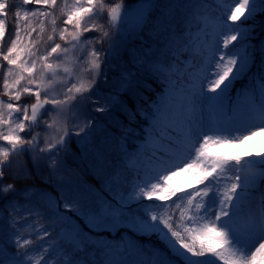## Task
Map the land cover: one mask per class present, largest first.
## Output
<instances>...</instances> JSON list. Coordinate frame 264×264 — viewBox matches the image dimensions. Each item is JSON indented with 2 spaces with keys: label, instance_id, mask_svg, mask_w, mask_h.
I'll list each match as a JSON object with an SVG mask.
<instances>
[{
  "label": "snow or ice",
  "instance_id": "6c2138e0",
  "mask_svg": "<svg viewBox=\"0 0 264 264\" xmlns=\"http://www.w3.org/2000/svg\"><path fill=\"white\" fill-rule=\"evenodd\" d=\"M225 3L229 13L226 20H222L214 32H209L207 17L196 10L199 5L182 0L167 3L145 0L134 10L132 3L126 5L123 0L112 4L105 0H75L71 6L65 0L61 8V14L66 17L64 27L57 30L53 15L57 0H20L19 4L0 0V56L7 62V66L0 65L5 68L0 95L9 97L7 102L0 100V141L5 142L0 146V264H55L52 257L58 248L68 246L66 240L72 242L75 254L65 253L62 264H264V189H256L257 178L264 180V169L255 170L257 163L264 165V158L242 163L240 156H216L207 151L210 145L242 144L248 136L256 135L251 130L243 134L246 129L237 126L241 116L258 120L257 131H264V91L258 99L253 97L246 104L240 100L243 88L236 90L235 102L230 92L246 75L249 61L255 63L256 45L251 43L255 39V24L248 22L258 15L264 16V0H225ZM29 4L45 5L53 11L28 8ZM9 9L14 10V32L11 33H7L6 23ZM50 16L51 34L43 41L45 19ZM97 19H106L109 27L119 24L123 28L133 22L139 27L138 35L147 30V38L157 50L151 51L149 44L148 51L129 52L127 48L121 51L116 41L104 48L109 32L102 31L103 25H97ZM33 20L39 22L38 38L35 42H25L22 33L31 37L37 31ZM237 21L240 24H236ZM194 22L196 30L203 33L196 45L191 41ZM93 29L102 34L82 39L83 33ZM57 38L64 41V46L55 42ZM42 42L46 44L43 52L37 47ZM233 42L242 47L237 49ZM190 46L192 51L188 52V57L192 63L181 59ZM77 49L80 55L72 59L70 54ZM85 49L87 56L83 55ZM177 50H181L179 55ZM160 54L165 57L164 61L158 59ZM260 55L264 63V41H261ZM69 63L71 68L67 66ZM174 65L181 66L184 74L178 75L179 68L173 71ZM108 68L112 69L113 89L130 91L143 72L157 79L163 77L168 81L166 88L174 87L173 80L182 84V99L179 104H172L162 93L154 110H145L148 114L144 118L150 119L149 127L153 129V133L142 138L147 164L138 167L140 146L135 145L137 158L129 169L141 181L133 187V191L138 188L139 192L129 195L127 200L123 194H112L110 187L104 196L96 198L83 191L75 192L71 198L65 194L64 206L76 205L74 212L80 227L75 231L65 229L60 241L53 246L48 243L52 236L50 228L55 229L61 200L40 189H21L19 191H32L21 204L14 199L18 191L16 184L3 183L5 172L13 167L10 157L27 154L34 167L38 162L48 167L47 183L51 186V180L66 167L61 157L67 155L72 136L79 137L83 132L87 137L91 120L86 119L82 127L77 124L73 130L65 128L58 138H49V129L60 120L75 122L87 117L91 97L100 82L108 83ZM22 81H26V86H21ZM261 88L264 89V79ZM25 94L31 97V103L12 102L21 101ZM226 99L229 100L227 105ZM205 106L212 112L219 110L223 122L205 127L202 122ZM96 111L103 112L105 108L97 106ZM128 114L129 122H134L136 113L128 110ZM174 124L180 125L182 130L176 132ZM36 129L46 134L43 141ZM149 135H155L159 143L150 145ZM98 155L104 157V149L99 146ZM16 165L14 178L27 179L20 161H16ZM194 168L201 175L191 191L170 187L169 181L174 176ZM112 175L118 179L115 173ZM153 197L161 202L171 200V203L146 207L141 212L143 201H153ZM173 197L175 199H171ZM43 221L53 223L45 226ZM118 226L122 230L126 226L130 234L139 232L160 251H150L146 260L117 262L105 259L111 253L101 247L97 251L98 255L103 254L99 259L89 261L85 256L81 262L80 254L89 247L82 232L100 235L97 229ZM125 251L121 250L120 255Z\"/></svg>",
  "mask_w": 264,
  "mask_h": 264
},
{
  "label": "rangeland",
  "instance_id": "374dc122",
  "mask_svg": "<svg viewBox=\"0 0 264 264\" xmlns=\"http://www.w3.org/2000/svg\"><path fill=\"white\" fill-rule=\"evenodd\" d=\"M213 1V9L215 10L214 15H207L203 17H207L208 20V27L207 31L214 32L217 28V26L220 24L222 20H226L227 13L226 8L221 9L223 7L228 6L225 3V0H212ZM8 4H19L20 0H5ZM65 0H60L57 5L64 6ZM69 3V0H67V4ZM135 3L139 2H133L132 8L133 10L139 7V5H135ZM34 5V4H29ZM28 6V5H27ZM234 7V4L231 5ZM243 17V16H242ZM6 23L8 25L7 33L14 32V10L9 9L7 17H6ZM227 23L231 24L232 22L228 21ZM109 24L107 21H105V25ZM236 24H240V21H237ZM200 27L203 28L204 24L201 23ZM246 27V26H245ZM192 32H191V41L192 45H196L198 43L197 38L203 37V33L196 30V26H191ZM109 37L105 38L104 48L108 47V44L112 41H116L121 45V51H123L124 48H127L128 51H131L133 49H137L134 46V39L137 37V33H139V27L135 26L133 22H129L125 27L121 28L119 24H117L115 27H109ZM7 33L5 36V39H7ZM93 30L89 32L83 33V38L86 37H93ZM51 34V33H50ZM49 35V34H48ZM70 39V38H69ZM47 40V39H46ZM56 42V41H55ZM62 46H64V41L61 43ZM234 45H237V49L242 47V45H239L237 42H233ZM46 44H43L41 46V52L44 51ZM99 47V45H97ZM231 47V45H230ZM6 51V48L3 49ZM149 50V49H148ZM147 50V51H148ZM157 49L155 46L151 47V51L155 52ZM181 50H177V55L180 54ZM192 51V47L190 46L187 52L183 56H181L182 60L187 61L188 63H192L193 61L189 59L188 52ZM76 55H80L79 49L75 53H71L70 56L72 59H75ZM84 56H87V49H85ZM158 59L160 61H164L165 57L160 54L158 56ZM251 62V60L249 61ZM7 64L6 61H3L2 56H0V65L5 66ZM68 67H72L71 63L67 65ZM4 67H0V75L2 72V69ZM101 68H104V65L101 64ZM181 69V66L174 65L173 70L176 71L177 69ZM249 69V65H248ZM248 69L246 70V73L248 72ZM77 71H79V68H77ZM108 74V83H104L103 81L100 82L99 89L96 93H94L90 100V107L87 108V117H80L75 122H73L71 119H69L67 122L64 120H60L58 123L54 125L53 129H49V138L57 137L58 135H62L65 128L68 130L75 129V126L78 124L81 127L85 124L86 119L91 120V117L93 115H99L101 114L103 116L102 121L95 120L94 124L91 122L90 125V134L85 137L84 133L81 132L79 137H76L75 135L72 136V142L68 144L67 148L69 153L71 149L73 148V144H81L86 139H91V135L94 134V138L92 140V146L89 150V153L84 158V164L82 166L80 165H71L70 163L65 161V156L62 154V159L64 161V165L66 166L64 169H62L55 177V186L57 190L54 192L53 190H43L41 188H37L40 190H43L47 192L50 196L56 197L61 200L59 204V215L55 219V229H51L52 236L48 243L55 246L61 239V234L67 229L68 231H75L80 227V220L77 218L76 213L74 212V208L76 207L75 204L71 208H65L63 197L65 194L68 195L69 198H71L72 195L75 194L77 191H83L89 194L90 197L96 198V197H102L109 191V187L112 189V194H123L125 196V199L127 200V197L129 195H136L139 192V189L136 188L135 191H133V187L135 184L140 183V180H137L136 177L134 180H132L130 183L127 181V179L124 176V167L127 169L131 168V165L136 162V157L132 155V149H136L134 146L139 145L140 152L145 151V145L143 144V136L146 134L153 133V129L149 127V123L151 122L149 120H145L144 116L148 113L145 110L151 111L154 110L156 104H158L163 93L164 99H167L172 104H179L180 100L182 99V93H183V85L182 84H176L175 80L172 81V84L174 85L173 88H166L165 85L168 83V81H164V79L159 80V84L155 85L153 89H151V94L154 96L153 99L147 101L146 104H139L140 111H137L136 108H132L129 103L124 101L122 99L121 93L125 90L120 89H113L111 87L112 84V69H107ZM61 76H63V73H61ZM140 79L138 80V83L134 84L133 88L129 91L130 94L135 93L136 89L139 88ZM25 86V83H23ZM57 89L61 87V85L58 83L56 85ZM207 87V86H205ZM219 91V89L217 90ZM236 91V90H235ZM262 91L264 89L261 88V80H256V85L253 91H250L249 94L243 96L240 98L241 103L246 104L249 100H251L253 97L259 98L261 96ZM231 92V91H230ZM237 93V92H235ZM211 94V93H210ZM4 97H1L0 100L7 102L6 95H3ZM110 97L112 99H110ZM231 99L233 102L236 101L237 96L236 94H233L231 92ZM32 100H28L26 98L23 99L20 104L25 103H31ZM146 102V101H145ZM224 103L227 105L229 103V100H225ZM138 105V104H137ZM104 107L105 111L98 112L96 111V107ZM128 110H131V112L136 113L135 121L130 123L129 122V114ZM120 113L124 114L127 119L120 120ZM143 113V115H142ZM139 115V117H138ZM198 118L200 117V113L198 112ZM223 116L219 110H216L214 112L210 111L207 106H205L203 115H202V122L205 127H211L215 126L218 123L223 122ZM116 121L119 122L117 124V128L120 129H111L109 126H107V122L109 121ZM93 124V125H92ZM259 125L258 120H254L249 117H243L241 116L239 118L238 127L246 129L243 134L247 135L248 130L255 131L256 135L254 136H248L247 139L243 141L242 144L240 143H234L231 146H227L225 144L220 145H210L207 149L208 153L210 155H227V156H240L242 157V163L243 161H258L261 158L262 150L264 149V131H257V127ZM176 132H180L181 126L180 125H173ZM55 129H59V133ZM35 132L41 133V140L43 141L45 137V133L41 131L40 129H36ZM35 132L33 134H35ZM127 132V135L125 136V133ZM22 136H25V133L21 134ZM77 141H79L77 143ZM5 142L0 141V146H2ZM159 143V141L156 139L155 135H149V144L152 146H155ZM98 146L102 147L104 149V157L101 158L98 155ZM129 154H131V159L129 158ZM69 155V154H68ZM145 160L144 166L147 164V158L145 156L141 157L140 159ZM258 164V163H257ZM256 164V165H257ZM255 165V166H256ZM140 165H138L139 167ZM81 167H85L86 169L92 171L94 175H96V178L100 181V186H98L96 183L92 182L91 180H88L83 172H81ZM112 173L116 174V177L118 179H114ZM141 180L143 179V172H141ZM199 170L198 169H191L188 172H181L177 176H174L171 181H169V185L171 188L175 189H183L186 191H191L192 187L196 185V181L199 178ZM243 175V173H241ZM60 184V187H57V184ZM104 189H103V188ZM36 189V190H37ZM103 189V191H102ZM256 189H260L258 185L256 184ZM256 189L253 191L255 192ZM35 191V190H32ZM32 191L27 192V195H31ZM179 194V193H178ZM175 199V197L171 198ZM24 201L22 202V204ZM160 203H171V200L167 202H161L158 201L151 205L150 202H147V200L143 201V205L147 208H155L157 204ZM142 205V204H141ZM133 207H135V204H133ZM24 211H27V208L24 209ZM82 218V217H81ZM42 223L45 224V226L53 223L50 221H43ZM122 230V229H121ZM123 235H126L124 239H119L117 243H114L113 241L108 239V234H100V235H93L88 231H84L81 233V236L84 238V241L87 245H89L87 252L80 254V260L83 261L84 257L86 256L89 261H95L100 258L103 254H97L98 249L101 247H104L106 251L111 253L110 256L105 257V259H112L114 261H122V260H132V261H142L146 260L148 258V253L150 251H156L159 252L160 249H154L153 245L150 243H139L135 238H133L130 235V232L126 230L125 228L122 230ZM65 244L68 245L64 248H58L56 254L52 257V259L55 261V264H62V260L64 258V254L67 253L69 256L75 254V248L72 245L71 241H65ZM121 250H126L123 255H120Z\"/></svg>",
  "mask_w": 264,
  "mask_h": 264
},
{
  "label": "trees",
  "instance_id": "16d2710c",
  "mask_svg": "<svg viewBox=\"0 0 264 264\" xmlns=\"http://www.w3.org/2000/svg\"><path fill=\"white\" fill-rule=\"evenodd\" d=\"M58 2H60V0H57V4H58ZM74 2H75V0H69L68 6H71ZM119 2H122V0H105V3H107V4L119 3ZM135 2H143L144 3L145 0H135ZM153 2L167 3L168 0H153ZM182 2H184L186 4L199 5V8L196 10L199 11L201 16H206V15L209 16V15L214 14L212 0H203V3H200V0H182ZM123 3H125L127 5L129 3H133V0H123ZM57 4L54 6L53 15L55 16L56 21H57L56 22V28H57V30H59L60 28L64 27L63 20L66 19V17L61 14L62 6H59ZM27 7L28 8L39 7L42 10L53 11L52 9H49L45 5H40V6L28 5ZM51 19H52V16L45 19V32L43 33V41H47L46 40L47 36H48V34L51 33V29H52V25L50 23ZM243 19H244V17L241 18V20H243ZM105 21H107V20L106 19H103V20L97 19V21H96L97 25H103L102 31H108L109 30L108 25L107 24L105 25ZM263 22H264V16H260V15H258L254 21L250 20L248 22L249 25H251L253 23L255 24V39L252 40L253 44L256 45L255 63L254 64L252 62L250 63L248 73H246V75L241 80H238L235 83L234 88L238 87L239 89H241V88L246 89V88H248V86L250 84H252L254 82L255 78L264 79V63H262V58L260 55L261 41H264V38H262V34L264 32V23ZM32 23H33V26H37L39 22H38V20H33ZM153 23H155V21ZM191 26H196V22H194ZM69 30L70 31L72 30L71 26H69ZM38 33H39V27L37 26V31L33 32L31 37H28L24 33H22V36H24L25 42H35L38 38ZM92 34L94 37V36H99L102 33L93 29ZM62 42L63 41L59 40L58 38L56 39V43L61 44ZM43 44H45V43H43V42L39 43V44H37V47L40 50H42L41 46ZM149 44H151L152 47L153 46L156 47V45L152 42V40L147 38V30H145L144 34L137 35V37L134 39V46L137 49H133L129 52H133L134 50H139L141 52L147 51ZM5 66H7V64ZM4 70H5V68L2 69V72L0 75V93H3ZM183 74H184L183 68L179 69L178 75H183ZM139 79L141 82L139 83V88L136 89L135 93L130 94L129 91H123L121 93L122 99L124 101H126L127 103H129L132 108H136V110L139 107L140 103L146 104L147 101L154 98V96L151 94V89H153L155 87V85H158L159 80L163 79V77H160V79H157L155 76L144 74L143 72H141ZM248 81H250V82H248ZM23 83H25V86H26V81H22L21 86H24ZM1 97H4V96L1 95ZM6 97H7L6 99L8 101L9 97L8 96H6ZM26 98L28 100L31 99V97H29L27 94H25V95H22L21 101L23 99L26 100ZM21 101H19V102H21ZM12 102L13 103H19L16 101H12ZM119 115H120V120H124V124H125V120L127 119V117L122 113H120ZM138 117H139V115H138ZM102 119H103V116L101 114H99V115L95 114L91 117V122L94 124L95 120L102 121ZM118 123L119 122L111 120V121L107 122L106 124L111 129L116 128V129L121 130V128H119V127L117 128ZM90 138L91 139H86L81 144H73L74 145L73 148L65 156V161L70 163L71 165H77L78 164V165L82 166L84 164V158L87 156V154L89 153V150L92 146V140L94 138V134H92ZM262 154H264V149L262 150ZM132 155L137 157L136 149H134V150L132 149ZM138 155H139V157H141L142 153L139 152ZM262 158H264V157L261 156L260 159H262ZM10 159L13 161V167L10 170H6L3 183H5V184L15 183L16 184L18 191L15 194L14 199L19 200L21 204L25 200V197L27 194V192L19 191L21 189L36 190L37 188H41L43 190H53L54 192L57 190V188L55 186L56 184H55L54 178L50 182L51 186H49V183H47L49 169L43 163L38 162L37 165L34 167L31 157L27 154H25L23 156L13 155L12 157H10ZM16 161H20V163L22 164V166H23V168L27 174V179L17 181L14 178L15 172L17 169ZM140 167L142 168L143 164ZM261 169H264V165L258 164L255 167V170H257V171H259ZM81 172H83L85 174V176L88 180H91L92 182L96 183L98 186L101 185L100 181L96 178V175H94V173L92 171L86 169L85 167H81ZM9 173H11V174H9ZM124 176L127 179V181H129V183H130L136 177V173L132 172L129 169H127L126 167H124ZM256 183H258L259 186L262 189H264V180H261L258 177ZM9 198H12V197H9ZM145 200H147V199H145ZM147 201H149V200H147ZM149 202H155L156 203L157 200L155 197H153V201H149ZM145 208H146L145 205H143V204L140 205V211L141 212H143L145 210ZM3 215H7V213H4ZM18 219H22V217H18ZM124 228L126 230H128L129 232L131 231L126 226H124ZM121 229H122V227L118 226L115 228L97 229L96 231L99 233H107L109 235V238L112 239L114 242H116L118 239H120V238L123 239L126 237L125 235H123V233H122L123 231ZM25 234H27V233H25ZM130 235L133 238H135L139 243L147 242L146 238L142 237V235L139 232H134L133 234H130ZM13 250H15V249H13Z\"/></svg>",
  "mask_w": 264,
  "mask_h": 264
},
{
  "label": "bare ground",
  "instance_id": "6f19581e",
  "mask_svg": "<svg viewBox=\"0 0 264 264\" xmlns=\"http://www.w3.org/2000/svg\"><path fill=\"white\" fill-rule=\"evenodd\" d=\"M160 103V102H159Z\"/></svg>",
  "mask_w": 264,
  "mask_h": 264
}]
</instances>
